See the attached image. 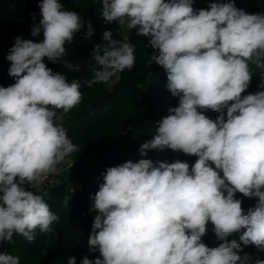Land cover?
<instances>
[{
  "label": "clouds",
  "instance_id": "clouds-1",
  "mask_svg": "<svg viewBox=\"0 0 264 264\" xmlns=\"http://www.w3.org/2000/svg\"><path fill=\"white\" fill-rule=\"evenodd\" d=\"M99 3L105 22L150 37L149 64L162 67L167 90L179 97L140 155L169 148L198 159L191 167L181 160L154 166L150 159L108 167L92 197L98 214L88 239L89 251L98 249L102 259L85 256L81 264H264L240 255L242 245L264 251V90L242 95L252 79L249 62L264 69V14H248L234 0L199 10L194 0ZM38 7L41 19L31 35L43 39L16 37L6 57L15 83L0 86V243L12 242L14 233L31 243L37 228L52 231L59 217L42 194L23 185L33 186L80 151L57 110L68 113L81 103V84L54 73L44 59L78 71L63 60L65 44L86 22L59 0H41ZM92 34L87 22L85 39ZM112 35L105 31L93 50L98 67L88 87L135 64L129 37L121 42ZM200 110L220 115L213 120ZM236 193L258 198L255 206L245 213ZM209 223L222 241L217 247L202 241ZM0 264H20V258L0 252Z\"/></svg>",
  "mask_w": 264,
  "mask_h": 264
},
{
  "label": "trees",
  "instance_id": "trees-1",
  "mask_svg": "<svg viewBox=\"0 0 264 264\" xmlns=\"http://www.w3.org/2000/svg\"><path fill=\"white\" fill-rule=\"evenodd\" d=\"M41 0H0V49L14 37L12 27L27 33L34 23H39ZM213 2L227 0H194L195 10L208 9ZM235 6L247 12L243 0H234ZM65 9L78 12L86 23L74 35L72 42L65 44L66 53L63 58L79 70H69L62 63H52L44 59L45 64L54 73H65L68 80H77L81 84L82 101L68 113L57 110V119L66 129L67 135L80 151L70 154L74 162L60 174L51 184L42 186L34 194H42L50 210L59 219L51 225L50 233L35 230V239L29 243L22 235H13L12 242L0 243V252L18 256L20 264H68L67 258L75 257L76 264H81L87 256L90 260L101 258L99 250L89 251L88 239L95 216L92 197L103 183V174L108 167L118 166L127 161L138 162L140 159H150L154 166L158 162L187 161L191 167L198 159L194 155L174 152L169 148L153 149L141 156V144L152 139L156 132L157 122L169 115V108L178 106L179 97H173L167 90V76L162 67L154 62L150 65V54L153 49L149 45V36L137 35V29L130 31L118 22H105L101 16L102 3L99 0H66ZM35 17V18H33ZM87 22H90L93 34L85 39ZM112 31V39L123 42L125 36L135 45V64L132 69H125L121 74L126 80L118 81L109 89L104 83H99L90 93L86 82L93 76V70L98 66L93 59L96 45L104 43L103 33ZM43 39L39 35L38 42ZM252 79L248 89L242 95L255 94L264 90V69L249 62ZM112 80V77L110 81ZM109 81V82H110ZM12 85L10 80L0 77V86ZM140 99V100H139ZM213 120L220 113L211 110H200ZM226 118V109L224 111ZM111 124L108 128L107 125ZM67 198V204L64 203ZM236 198L242 201V208L247 213L254 207L258 198L244 197L236 193ZM52 237L63 243L64 250L55 252L53 249L44 252L38 247L44 238ZM238 238L229 237V239ZM202 241L208 247H217L219 241L211 223ZM243 256L249 254L251 261L264 260V251L255 246H243ZM64 257V258H63Z\"/></svg>",
  "mask_w": 264,
  "mask_h": 264
},
{
  "label": "rangeland",
  "instance_id": "rangeland-1",
  "mask_svg": "<svg viewBox=\"0 0 264 264\" xmlns=\"http://www.w3.org/2000/svg\"><path fill=\"white\" fill-rule=\"evenodd\" d=\"M59 2L63 5V7H65L66 0H59ZM243 2L245 5V8L247 9L248 14H256V13L264 14V0H243ZM38 24L39 23H34V25H38ZM12 29H13L14 34H15L13 39L11 41H9L6 49L4 47H1V49H0V77H4L6 80H10L11 83L14 84L15 78L10 77L8 74L10 62L6 59L10 48L14 45L15 39L18 36L21 38H24V39H33L35 42H38L39 36L32 37L30 30H27V33H25V32L18 30L15 27H12ZM45 59H47V58H45ZM124 80L125 79L123 78V75L121 74V72H118L112 77V80L110 82L104 83V88L111 89L115 85L116 82L124 81ZM97 84H99V83H97ZM97 84H94L91 87H89L90 93L93 92V90L97 86ZM57 120L59 123L61 122V118H58ZM110 125L111 124L107 125L106 128H108ZM73 162H74V159L71 156L65 157L64 161L56 166V171L50 175L51 180H55L56 178H58L60 176V174H63ZM170 163H172V162H170ZM43 186H46V185L43 184ZM23 187L25 188V190L34 191V190H39V188L42 186H41V182H34L33 186L26 183L23 185ZM38 248L44 252H47V251H50L51 249H53L57 253H58V251H62L64 253H66V251L64 250L63 243L57 241L56 239H54L52 237L44 238V240L40 243ZM66 260H68V258Z\"/></svg>",
  "mask_w": 264,
  "mask_h": 264
},
{
  "label": "built area",
  "instance_id": "built-area-1",
  "mask_svg": "<svg viewBox=\"0 0 264 264\" xmlns=\"http://www.w3.org/2000/svg\"><path fill=\"white\" fill-rule=\"evenodd\" d=\"M52 174V173H51ZM51 174H48L46 177H43L42 179H41V181H39V182H41V186H43V184H45V185H48V184H51L54 180H51V178H50V175ZM47 182V183H46Z\"/></svg>",
  "mask_w": 264,
  "mask_h": 264
}]
</instances>
